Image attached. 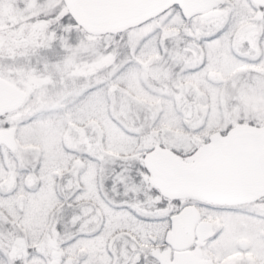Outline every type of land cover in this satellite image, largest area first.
Masks as SVG:
<instances>
[{
  "label": "snow or ice",
  "instance_id": "snow-or-ice-1",
  "mask_svg": "<svg viewBox=\"0 0 264 264\" xmlns=\"http://www.w3.org/2000/svg\"><path fill=\"white\" fill-rule=\"evenodd\" d=\"M0 264H264V0H0Z\"/></svg>",
  "mask_w": 264,
  "mask_h": 264
}]
</instances>
